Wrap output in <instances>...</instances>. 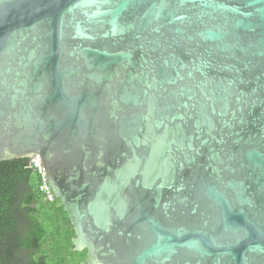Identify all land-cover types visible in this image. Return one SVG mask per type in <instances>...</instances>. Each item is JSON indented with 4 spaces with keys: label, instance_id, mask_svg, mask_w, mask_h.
<instances>
[{
    "label": "water",
    "instance_id": "95a60500",
    "mask_svg": "<svg viewBox=\"0 0 264 264\" xmlns=\"http://www.w3.org/2000/svg\"><path fill=\"white\" fill-rule=\"evenodd\" d=\"M35 157L81 264H264V0H0V163Z\"/></svg>",
    "mask_w": 264,
    "mask_h": 264
},
{
    "label": "trees",
    "instance_id": "16d2710c",
    "mask_svg": "<svg viewBox=\"0 0 264 264\" xmlns=\"http://www.w3.org/2000/svg\"><path fill=\"white\" fill-rule=\"evenodd\" d=\"M28 159L0 163V264H81L75 233L59 200L49 202Z\"/></svg>",
    "mask_w": 264,
    "mask_h": 264
},
{
    "label": "built area",
    "instance_id": "2783aa9c",
    "mask_svg": "<svg viewBox=\"0 0 264 264\" xmlns=\"http://www.w3.org/2000/svg\"><path fill=\"white\" fill-rule=\"evenodd\" d=\"M31 168L34 169V171L41 177L42 185L40 186V190L44 195V198L49 201L53 202L55 200V195L52 193V190L48 186L47 178L44 173L41 160L39 157H35L30 160Z\"/></svg>",
    "mask_w": 264,
    "mask_h": 264
},
{
    "label": "flooded vegetation",
    "instance_id": "af4514ba",
    "mask_svg": "<svg viewBox=\"0 0 264 264\" xmlns=\"http://www.w3.org/2000/svg\"><path fill=\"white\" fill-rule=\"evenodd\" d=\"M29 167L31 168L30 160H29ZM31 169H33V168H31ZM33 170H34V169H33ZM55 199H56V197H55ZM82 252H86V256H87V250H84V251H82Z\"/></svg>",
    "mask_w": 264,
    "mask_h": 264
}]
</instances>
